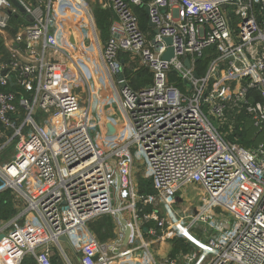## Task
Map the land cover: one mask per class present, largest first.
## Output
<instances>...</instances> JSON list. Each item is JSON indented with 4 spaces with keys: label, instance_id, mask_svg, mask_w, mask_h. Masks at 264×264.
Wrapping results in <instances>:
<instances>
[{
    "label": "built area",
    "instance_id": "1",
    "mask_svg": "<svg viewBox=\"0 0 264 264\" xmlns=\"http://www.w3.org/2000/svg\"><path fill=\"white\" fill-rule=\"evenodd\" d=\"M16 1L23 14L0 0V35L19 18L0 62V154L14 145L0 192L18 211L0 225V264H52L55 253L72 264L64 244L78 264H264V147L229 139L243 118L264 134V0H108L102 43L80 0ZM133 7L147 10L150 33ZM122 53L148 85L129 86ZM105 120L113 137L97 131ZM141 167L153 194L137 190ZM189 201L191 213L177 208ZM104 216L114 226L99 241L88 224ZM175 239L192 250L157 260L154 248Z\"/></svg>",
    "mask_w": 264,
    "mask_h": 264
},
{
    "label": "trees",
    "instance_id": "2",
    "mask_svg": "<svg viewBox=\"0 0 264 264\" xmlns=\"http://www.w3.org/2000/svg\"><path fill=\"white\" fill-rule=\"evenodd\" d=\"M133 11L138 16L140 28L144 32H147L149 30L151 31L150 28L142 24L140 16L138 15L139 13H142L143 16L145 17L146 16L145 9L133 7ZM94 14H95L96 27L100 31L101 38L104 41L108 37V31H109V28L113 20H115L114 15L112 14L110 10H96ZM10 22H11V25L14 27L12 29L14 33L15 27L19 22V18H17L16 16H13ZM125 56L126 54L122 53L120 55V58L125 59ZM8 57H9L8 53L0 38V62L8 60ZM206 63L207 61L205 62L201 60L197 61V65H200V66L206 65ZM141 73H143L142 76H140ZM123 75L125 78L128 79L129 86L134 90L141 89L151 82L150 73L146 71L145 69H143L142 67H139L137 70H135L134 66L130 70H128V68L125 67L123 70ZM243 121L244 122H243L241 131H238V127H237V130L235 131L233 135L229 137V139L232 141L235 140L237 144H239L241 147L246 148V149L250 147H255L257 145H263L264 147V134L261 132H258L246 118H243ZM0 142H2V140H0ZM138 189L141 195L153 194L150 180L141 178L138 183ZM13 199L14 197L10 190L0 192V225L8 222L17 214L18 211L14 207ZM137 208L139 209L141 208V206L138 205ZM142 212L143 213L150 212V207L144 208ZM108 218L104 216L88 224L89 229L91 231H92V226H95L94 233L97 235V238L99 241H103V239L107 238V235L109 236V234L101 233L102 229L100 227L101 226L100 222L109 224ZM146 226H151V225H146ZM104 227H105V230H109L110 228V226L109 227L104 226ZM172 245H173V248L170 252V257L172 258L180 254L181 255L186 254L187 252L192 250L191 246L187 242L181 239L173 240ZM25 264H35V263L32 259H27L25 261Z\"/></svg>",
    "mask_w": 264,
    "mask_h": 264
},
{
    "label": "rangeland",
    "instance_id": "3",
    "mask_svg": "<svg viewBox=\"0 0 264 264\" xmlns=\"http://www.w3.org/2000/svg\"><path fill=\"white\" fill-rule=\"evenodd\" d=\"M81 2H82V4L85 6V8H86V10H87V12H88V14L90 15V17L92 18V20L94 21V24H95V11L96 10H108V7H107V3H108V0H80ZM95 27H96V24H95ZM14 27L13 26H11V28L9 29V31L8 32H6L4 35L2 34V35H0V38H1V40H2V43H3V45H6V44H9V42H10V40L12 39V36H13V29ZM96 30H97V33H98V37H99V42L100 43H102V38H101V33H100V31L98 30V28L96 27ZM131 62L133 63V66L136 68V69H138L139 67H140V65H139V62L138 61H136V60H131ZM142 74L143 73H141L140 74V76H142ZM132 77H134V76H132ZM93 92L91 93V95H90V97L92 98V100H94V98L97 96V94H99V95H102V93H100L99 91H98V88H97V86L96 85H93ZM105 94V93H104ZM106 95H109V93H106ZM87 98H88V95H85L84 96V100H85V102H86V100H87ZM95 103L93 102V105H94ZM114 114H115V116H119V114L117 113V111L116 110H114ZM108 125L109 126H111L112 127V129H113V132H109V128H108ZM97 131L98 132H100V131H102V133L104 134V137L105 138H110V137H113L114 135H115V131H116V127L112 124V122H110V121H106L105 120V122H104V124H103V128L100 130V129H97ZM0 140H2V138H0ZM1 143V142H0ZM14 146V145H13ZM13 146H9V147H7L4 151H2L1 152V154H0V165H2V163H4V162H6V161H8L11 157H12V154H13V152H14V149H13ZM138 175V174H137ZM136 175V176H137ZM146 175V171L141 167L140 168V173H139V175L137 176V178H136V181H137V190L139 191V189H138V183H139V181H140V179L142 178V177H144ZM200 190L198 189V188H196V187H190V188H186L184 191H183V195H186L188 198H189V200L191 199V200H194V202H198V196H197V194L199 195L200 194ZM14 194V193H13ZM125 205L124 206H127V203H124ZM191 207H192V205H191V201H189V202H184V203H182V204H178V206H177V208L178 209H182L183 211L184 210H186L188 213H191ZM148 208V207H147ZM151 209V208H150ZM159 209V208H158ZM160 210V209H159ZM182 214H179L177 217H176V219L178 220V218L181 216ZM122 218H123V220H125V221H129V219H130V216H129V212H128V210L126 211H122ZM106 218H108V216H105ZM108 222H109V224H107V223H102V222H100V224H101V229L102 228H104L105 229V227L104 226H110L111 228H112V226H114V219L112 218V217H109L108 218ZM174 223V222H173ZM94 229H95V226H92V232H93V235L94 236H96V238H97V235L94 233ZM110 229V228H109ZM103 230V229H102ZM105 233L106 234H109V232H108V230H106L105 231ZM109 237V236H108ZM98 239V238H97ZM203 242H205L204 241V239L203 238H200ZM182 240V239H181ZM104 241V240H103ZM184 241V240H183ZM172 242L173 241H171V242H168V243H165V244H168L167 246H169V249L166 251V253H165V251H163V250H160V248H161V246H165V244H161V245H159V246H156L155 248H154V256H155V258L157 259V260H160V262H162L163 261V259H166V258H169L170 257V252H171V250H172V248H173V245H172ZM67 248V245L66 244H64L63 245V249L65 250ZM51 263L52 264H64V261H63V259H62V257H60L59 256V254L58 253H55V255H54V257L52 258V260H51Z\"/></svg>",
    "mask_w": 264,
    "mask_h": 264
},
{
    "label": "water",
    "instance_id": "4",
    "mask_svg": "<svg viewBox=\"0 0 264 264\" xmlns=\"http://www.w3.org/2000/svg\"><path fill=\"white\" fill-rule=\"evenodd\" d=\"M10 1H11V3L13 4V6L17 8V10H18V12H19L20 14H23V13H24L23 8L17 3L16 0H10ZM146 12H147V10H146ZM27 20H28L29 22H31L30 18H27ZM149 26L152 27L153 25L149 22ZM163 41H164V43H165L167 46H169V45L171 44V40H170L169 38H165ZM172 57H173V50H172L171 48H168L167 51L163 54L162 59L165 60V61H168V60H170ZM184 65H185L186 67L189 66V61H188L187 59L184 60ZM117 79H118V80H122V75H118ZM121 87H123V85H121ZM108 128H109V132H110V133L113 132V129H112L111 126L108 125ZM118 184H119V180L117 181V185H118ZM121 222H122L123 226H125L123 246H122V248H121V251H124V250H125V247H126V245H127V243H128V238H129L130 230H129V227H128L127 223H126L124 220H122ZM1 238H2V235H0V239H1ZM60 241L63 242V243H67V240H66L65 237H62V238L60 239Z\"/></svg>",
    "mask_w": 264,
    "mask_h": 264
},
{
    "label": "crops",
    "instance_id": "5",
    "mask_svg": "<svg viewBox=\"0 0 264 264\" xmlns=\"http://www.w3.org/2000/svg\"><path fill=\"white\" fill-rule=\"evenodd\" d=\"M145 2H148V0H144ZM139 16H140V19H141V22H142V24H144V25H146L148 28H150L151 29V27L149 26V22H148V19L146 18V16H147V12H146V9H145V17L143 16V14L142 13H139L138 14ZM142 18H144V19H142ZM115 20H113V22H114ZM112 22V23H113ZM151 31L149 30V31H147V32H145V33H150ZM108 36H109V31H108ZM108 38V37H107ZM5 47V46H4ZM121 55V54H120ZM119 58H120V56H119ZM131 60H136V61H138V59L136 58V57H132L131 55H129V54H126V56H125V59L124 58H120V62H121V64H122V66H123V70H124V68L126 67V68H128V70H130L132 67H133V63L131 62ZM135 70H137L136 68H135ZM103 230L101 231V233H103V234H105V229L104 228H102ZM111 230H112V228L110 227V229L108 230V232H109V237H108V235H107V238L106 239H108V238H110L111 236H112V232H111ZM106 239H103V240H106ZM168 244H165V246L163 247V246H161V248H160V250H163V251H165V253H166V251L169 249V246H167ZM167 249V250H166ZM64 252H65V255L67 256V259L69 260V261H71V263L72 264H78V260H77V258H76V256L74 255V253L70 250V248L67 246V248L64 250ZM65 264V263H64Z\"/></svg>",
    "mask_w": 264,
    "mask_h": 264
}]
</instances>
